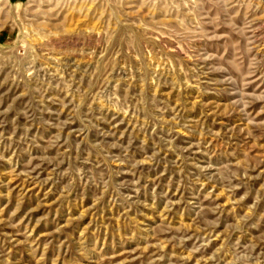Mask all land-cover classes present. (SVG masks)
<instances>
[{"label":"rangeland","instance_id":"rangeland-1","mask_svg":"<svg viewBox=\"0 0 264 264\" xmlns=\"http://www.w3.org/2000/svg\"><path fill=\"white\" fill-rule=\"evenodd\" d=\"M0 264H264V0H0Z\"/></svg>","mask_w":264,"mask_h":264}]
</instances>
